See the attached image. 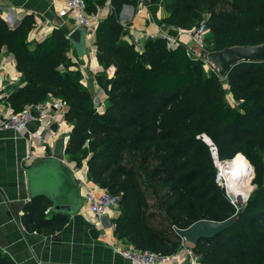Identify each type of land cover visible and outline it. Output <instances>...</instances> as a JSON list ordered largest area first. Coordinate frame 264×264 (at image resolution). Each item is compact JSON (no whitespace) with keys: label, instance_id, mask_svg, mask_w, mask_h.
I'll return each instance as SVG.
<instances>
[{"label":"trees","instance_id":"1","mask_svg":"<svg viewBox=\"0 0 264 264\" xmlns=\"http://www.w3.org/2000/svg\"><path fill=\"white\" fill-rule=\"evenodd\" d=\"M139 1L86 0L91 13L111 6L97 25L95 41L99 63L115 66L113 76H96L108 98L105 106L95 104L93 91L84 83L81 61L71 54L65 28L55 27L31 46L34 14L15 26L0 15V53L7 47L15 55L22 83L7 102L12 111L50 98L65 102V120L73 126L66 153L78 169L87 165L90 181L120 195L114 227L119 238L137 248L173 253L181 242L177 228L237 215L231 227L193 245L198 262L264 264L263 174L239 208L216 181L213 151L201 136L211 137L220 161L249 158L260 169L264 61L238 62L221 76L182 41L169 46L166 37L150 36L141 51L126 40L128 28L120 19L124 4ZM167 6L164 22L185 31L206 20L205 48L210 51L264 42V0H170ZM229 95L239 102L232 103ZM150 176L170 186L162 207L174 229L152 225L156 212L150 202ZM51 207L45 196L28 201L22 217L26 228L44 234L62 230L69 215ZM0 264L17 262L0 249Z\"/></svg>","mask_w":264,"mask_h":264},{"label":"crops","instance_id":"2","mask_svg":"<svg viewBox=\"0 0 264 264\" xmlns=\"http://www.w3.org/2000/svg\"><path fill=\"white\" fill-rule=\"evenodd\" d=\"M169 1L140 0L135 5L124 4L120 19L128 28L126 40L135 42L138 49L145 51V43L151 35L177 34L176 27L163 20L169 13ZM65 2L66 0H0V15L15 26L27 14H34L35 26L28 35L32 46L34 41L50 35L55 27H63L69 33L78 27L73 16L59 15ZM110 9L111 6L107 3L99 8L97 14L102 19ZM176 36L189 48L195 47L189 31ZM86 38L88 53L85 58L78 59L73 45L71 54L74 59L81 61L80 69L86 86L94 94L106 96L96 76H113L115 66L106 68L99 63L95 44L96 28L88 29ZM21 84V72L17 68L15 55L4 47L0 53V249L17 264H128L129 260L121 250L130 242L116 236L114 228L104 227L108 219L98 223L79 211L68 214L69 220L65 227L52 234L29 231L24 225V207L34 198L31 196L27 169L37 160L52 155L59 139L64 138L66 146L73 126L65 120L64 108H53L50 116L44 121H31L22 134L1 128L4 115L12 111L6 97ZM104 101L105 98L102 102ZM37 130L47 132L50 137L48 143L32 137V133ZM29 152H34L35 157L27 163L23 158ZM64 157L66 161L70 159L66 150ZM80 171L83 175L87 174V165Z\"/></svg>","mask_w":264,"mask_h":264},{"label":"built area","instance_id":"3","mask_svg":"<svg viewBox=\"0 0 264 264\" xmlns=\"http://www.w3.org/2000/svg\"><path fill=\"white\" fill-rule=\"evenodd\" d=\"M59 15L62 17L73 16L78 25H83L87 29L97 28L101 19L97 13H91L88 11L86 0H66L65 6L59 10ZM176 29L179 35L185 32V30L181 27H176ZM189 32L192 36L194 45L199 47L205 46V40L208 34V27L205 19L202 20L196 27L190 29ZM161 36L168 39L169 46H175L180 41L179 36L167 34H163ZM212 68L216 71L215 67ZM53 108L65 109V102L59 98H50L45 102L29 105L20 111H11L4 115L1 128L11 129L22 134L27 130L28 124L31 121H44L48 116H50ZM32 137L38 138L43 143H48L50 138L47 132L39 130L34 131L32 133ZM34 157L35 153L29 152L23 159L24 162L28 163L32 161ZM64 160L66 161L65 157ZM214 160L218 166L215 156ZM72 168L74 169V167ZM75 173L80 180L84 197V203L80 211L86 213L90 216V219L93 218V220L98 223H103L105 219H108V223L104 227L114 228L117 225L115 218L120 211V195L112 193L100 184L93 183L90 181L87 174H80L76 170ZM222 180H224L222 174L217 173L216 181L223 186ZM227 193L229 195V190ZM232 201L235 202L233 199ZM49 211L50 209L47 210V212ZM121 252L129 260L128 264H200L198 262V256L193 249V245L182 236L178 250L173 253H163L152 249L137 248L133 244H129L127 247L122 249Z\"/></svg>","mask_w":264,"mask_h":264},{"label":"water","instance_id":"4","mask_svg":"<svg viewBox=\"0 0 264 264\" xmlns=\"http://www.w3.org/2000/svg\"><path fill=\"white\" fill-rule=\"evenodd\" d=\"M87 33L88 29L85 26L78 25L68 35L80 60H83L88 53ZM145 54L148 55L147 52ZM201 58L204 61L212 62L219 74L225 76L238 62L244 60L264 61V42L256 45H233L217 51L205 50ZM201 136L211 146L213 155L218 161L216 144L207 134ZM64 153L65 139L61 138L52 155L41 158L29 166L27 169L29 186L32 198L45 196L52 201L54 211L76 214L84 203L82 187L75 170L65 162ZM229 195L233 200L236 199V195L232 192H229ZM235 221L236 215L222 221L202 219L188 227L179 228L178 234L190 244L196 245L202 238L215 237L231 227Z\"/></svg>","mask_w":264,"mask_h":264},{"label":"rangeland","instance_id":"5","mask_svg":"<svg viewBox=\"0 0 264 264\" xmlns=\"http://www.w3.org/2000/svg\"><path fill=\"white\" fill-rule=\"evenodd\" d=\"M178 34V33H177ZM177 34H174V36H176ZM172 35V34H171ZM211 39L207 40V44L210 42ZM205 44H206V40H205ZM189 52L197 57H202V54L205 50H208L207 48L204 47H199L197 45H195V47L189 48ZM205 62V66L206 68L209 67H215L213 65L212 62L209 61H204ZM217 70V68H216ZM110 73V72H109ZM105 98L104 103L102 102L103 99ZM229 100L232 103H236L239 102L238 99H234L232 97V95L228 96ZM99 99V100H98ZM94 101L96 105H102L105 106L106 104H108V98L106 96L103 95H99L97 93L94 94ZM261 153V160H260V164L259 167L260 169H258V167L249 162L251 160L248 161V159H246V161L249 163H247L245 161V164L247 166V174L244 177V180L242 182H244V186L245 189L248 191V197L240 204V203H236V204H240L239 208H244V206L246 205V203L248 202V200L250 199V197L252 196L253 192L258 188L259 186V176L258 174L261 172L263 174L262 176V181L264 182V152H260ZM242 158V157H241ZM243 159V158H242ZM244 160V159H243ZM66 162H68V164L72 165L74 164V162L72 163L71 159H68ZM253 165V166H252ZM72 167H74V169L76 171H78V173H80V169H78L77 167H75L74 165H72ZM217 167V171L216 174L219 173L221 174L220 169ZM148 174H150L148 172ZM147 179V178H146ZM147 183L149 184V190H150V202L153 204V211L156 212L153 221H152V225L155 227H164L167 226V228L169 229H174V224L171 223V216H169L166 211L164 210V208L162 207L163 204V199L167 198V194L171 191L170 186L169 185H164L159 179L150 176L149 179H147ZM222 184L223 186L226 188V191H228V187L226 185V181L222 180ZM225 184V185H224ZM230 192V191H229ZM237 216V215H236Z\"/></svg>","mask_w":264,"mask_h":264},{"label":"bare ground","instance_id":"6","mask_svg":"<svg viewBox=\"0 0 264 264\" xmlns=\"http://www.w3.org/2000/svg\"><path fill=\"white\" fill-rule=\"evenodd\" d=\"M217 163L229 191L236 195L235 202L244 201L248 197V191L242 182L248 171L244 160L236 157L232 161H220L218 158Z\"/></svg>","mask_w":264,"mask_h":264}]
</instances>
